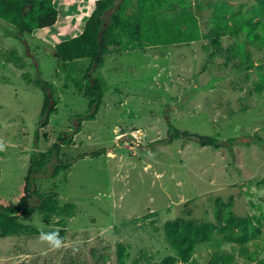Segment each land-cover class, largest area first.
I'll return each mask as SVG.
<instances>
[{
    "label": "rangeland",
    "instance_id": "rangeland-1",
    "mask_svg": "<svg viewBox=\"0 0 264 264\" xmlns=\"http://www.w3.org/2000/svg\"><path fill=\"white\" fill-rule=\"evenodd\" d=\"M95 1L53 0L59 11L54 26L21 40L0 20V52L14 49L25 63L19 70L2 62L0 54V139L6 142L0 152V203H18L32 154L63 136L71 142L62 146L60 159H68L70 169L50 178V166L33 189L52 190L60 205L72 202L76 208L72 218H65L62 248L52 249L38 236L0 237V264H117L119 243L129 248L126 264L141 251L148 256L141 264H159L164 256H176L165 237L166 222H214L217 199L231 201L238 217L258 216L264 206V188L256 185L264 178V94L247 97L253 70L244 83V70L206 59L205 41L107 55L103 66L90 72L105 80L100 108L77 129L89 99L72 83L83 77L89 62L79 61L67 79L69 72L50 54L55 44L81 32ZM211 1L188 0L192 8L205 6L194 8L201 31L210 20L206 5ZM228 1L242 5V11L253 2ZM260 55L252 51L254 63ZM24 73L52 84L55 112L46 125L43 95L25 82ZM170 128L213 137L220 147H200L184 138L169 142ZM37 203L32 195L30 206ZM18 215L19 222L38 230L60 228L55 225L60 217L46 224L37 210ZM248 248L264 260V225ZM214 251L230 254V264H252L220 236L197 248L195 264H207Z\"/></svg>",
    "mask_w": 264,
    "mask_h": 264
},
{
    "label": "trees",
    "instance_id": "trees-1",
    "mask_svg": "<svg viewBox=\"0 0 264 264\" xmlns=\"http://www.w3.org/2000/svg\"><path fill=\"white\" fill-rule=\"evenodd\" d=\"M252 1L250 8L245 11H242V5L235 7L228 0L211 1L212 3L206 5L210 10V20L206 30L201 31L194 8L200 11L205 6L198 4L192 8L188 0H96L81 32L55 44L50 54L56 59L60 69L69 72L67 79L79 61L89 62L83 77L72 83L77 93L89 99L88 114L78 118L77 129L83 120L93 119L100 108L105 92V80L90 72L101 68L105 57L112 52L122 54L205 41L202 48L207 53L208 61L219 58L223 60L224 66L231 65L238 70H244V83L250 81L248 73L253 70L255 76L246 88V96L263 95L264 0ZM57 16L53 0H0V20L12 27L9 33L15 39L21 40L37 30L54 26ZM224 41L230 42L224 45ZM252 51L261 54L256 63L251 59ZM0 54L2 62L12 63L19 70L25 68V63L16 50L3 51ZM23 78L28 85H33L43 95L41 116L44 118L43 124L46 125L48 117L55 112L52 84L44 82L40 77L31 80L26 73ZM169 130V142L184 138L195 141L200 147H220L219 141L213 137L197 136L173 128ZM228 141L232 142L233 139ZM70 142V138L60 136L44 152L32 154L20 200L13 207L0 203V237L39 236V230L19 222L18 215L19 212L26 215L32 210H37L46 224H50L54 217H60L55 223L59 229L51 228L44 232L59 230L65 241V218L74 216V203L60 205L56 192L50 190L38 193L33 188L36 179L47 175L50 166V178L70 169L68 159H60L62 146ZM96 154L98 153L94 152L81 156ZM256 185L264 188V178L259 179ZM32 195L37 196L38 203L30 206ZM263 225L264 206L258 216L248 214L238 217L232 211L231 201L224 203L217 199L214 222L201 224L176 218L164 224L166 240L175 250L176 256H164L159 264H195L194 254L197 248L210 244L216 236H220L226 244L236 245L239 254L252 264H264V260L258 259L248 248L250 242L260 238ZM115 255L117 264H126L129 248L119 243L115 246ZM147 257V253L141 251L131 264H141ZM231 260L230 254L214 251L210 254L207 264H230Z\"/></svg>",
    "mask_w": 264,
    "mask_h": 264
},
{
    "label": "clouds",
    "instance_id": "clouds-1",
    "mask_svg": "<svg viewBox=\"0 0 264 264\" xmlns=\"http://www.w3.org/2000/svg\"><path fill=\"white\" fill-rule=\"evenodd\" d=\"M6 150V142L0 139V152ZM38 239L42 243H47L52 249H60L64 246V239L60 236L59 230L44 232L39 230ZM78 248H73V254L78 252Z\"/></svg>",
    "mask_w": 264,
    "mask_h": 264
},
{
    "label": "crops",
    "instance_id": "crops-1",
    "mask_svg": "<svg viewBox=\"0 0 264 264\" xmlns=\"http://www.w3.org/2000/svg\"><path fill=\"white\" fill-rule=\"evenodd\" d=\"M57 9V8H56ZM91 11H92V9H91ZM91 11L89 12V14L91 13ZM58 13H59V11H58ZM89 14H88V16H89ZM87 16V17H88ZM43 29H40V30H37V31H42Z\"/></svg>",
    "mask_w": 264,
    "mask_h": 264
},
{
    "label": "water",
    "instance_id": "water-1",
    "mask_svg": "<svg viewBox=\"0 0 264 264\" xmlns=\"http://www.w3.org/2000/svg\"><path fill=\"white\" fill-rule=\"evenodd\" d=\"M26 10H28V8H26Z\"/></svg>",
    "mask_w": 264,
    "mask_h": 264
}]
</instances>
